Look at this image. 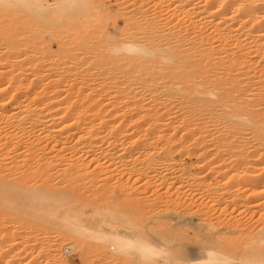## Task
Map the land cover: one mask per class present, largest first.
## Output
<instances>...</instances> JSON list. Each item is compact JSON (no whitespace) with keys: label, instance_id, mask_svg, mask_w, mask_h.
<instances>
[{"label":"bare ground","instance_id":"6f19581e","mask_svg":"<svg viewBox=\"0 0 264 264\" xmlns=\"http://www.w3.org/2000/svg\"><path fill=\"white\" fill-rule=\"evenodd\" d=\"M263 122L264 0H0V264H264Z\"/></svg>","mask_w":264,"mask_h":264},{"label":"rangeland","instance_id":"374dc122","mask_svg":"<svg viewBox=\"0 0 264 264\" xmlns=\"http://www.w3.org/2000/svg\"><path fill=\"white\" fill-rule=\"evenodd\" d=\"M118 23V22H117ZM108 24H106V25H104V28L106 27V28H108L107 30H109L110 28L107 26ZM113 31L112 32H109L108 31V34L110 35V36H112L113 38H115V37H117L118 35H117V33H118V28L116 27H114L113 29H112ZM115 32H117V33H115ZM115 33V34H114ZM116 35V36H115ZM119 37V36H118ZM117 37V38H118ZM244 42L246 41V42H248V43H250V40L249 39H245V40H243ZM51 47H53L52 46V44L50 45ZM247 88V85H244L243 86V88ZM248 88H249V86H248ZM244 92H245V90H243ZM248 94V92H247V90H246V95ZM259 107V106H258ZM255 108L253 107V110H254ZM257 109V108H256ZM262 109V107H260L258 110H261ZM241 110H242V108H241ZM242 112H244V111H242ZM261 120V119H260ZM256 121V120H255ZM257 121H259V119H257ZM256 121V122H257ZM264 123V122H263ZM245 134V135H244ZM239 138V140H237V141H239L238 143H240V146H239V149H238V152H240V153H238V155L239 154H243L244 156H242V161H241V159H240V165L241 166H243V167H239V168H243L244 170L243 171H247V173L246 172H243V173H245L246 175L247 174H250L251 175V173H258L260 170H261V168H262V165H263V158L261 157V159L263 160V161H261V159H258V157H256V156H251V155H255V152H254V146L252 145V143H251V141H250V138H249V136L247 135V133L246 132H242L241 131V133H240V137H238ZM237 138V139H238ZM242 140H244V141H242ZM245 142V143H244ZM250 142V143H249ZM242 143V144H241ZM250 144V145H249ZM244 148V149H243ZM242 152V153H241ZM252 152V153H251ZM251 153V154H250ZM188 156V155H187ZM186 155H179L178 157H177V160L178 161H180V162H182V163H185V162H188V161H190V160H192V157L191 156H188L187 157ZM186 157V158H185ZM239 157H241V155H239ZM256 157V160L258 159V161H255L253 158H255ZM259 157V158H260ZM176 158V157H175ZM176 160V159H175ZM252 160H254V161H252ZM246 161V162H245ZM260 161V162H259ZM242 162V163H241ZM252 163V165H251V163ZM249 166L251 167V168H249ZM253 166V167H252ZM255 167V168H254ZM250 171V172H249ZM254 173V174H255ZM249 175V176H250ZM245 176V175H244ZM248 176V175H247ZM161 189H159V190H157V191H160ZM143 193V192H142ZM142 193H140L141 194V196H140V199H141V197L143 196V195H146V193H148V192H144L143 194ZM139 194V195H140ZM132 195H128V196H119V197H117L116 199H117V201H122V200H124L125 198H129V197H131ZM143 197H145V196H143ZM149 197H150V195L147 197V199L149 200ZM151 197H152V195H151ZM120 199V200H119ZM146 198H145V200H147ZM147 200V201H148ZM97 201V200H96ZM95 201V202H96ZM150 201V200H149ZM148 201V202H149ZM97 203V202H96ZM29 231H30V233H31V231H32V234H33V236H32V234H30L29 233ZM28 231V233H27V238H28V240L30 241L31 239V237L33 238V237H37V236H39L40 235V233H37V230L36 231H34V230H32V229H30ZM30 234V235H29ZM29 235V236H28ZM31 244V243H30ZM30 244H29V246H30ZM80 245H82V248H83V251L81 252V255H80V253H78V251L77 250H74V251H71L70 249H68V247L65 245V243H61V244H59V245H57V247H56V249H57V251L60 253V255H61V257L64 259V261L66 262H64L63 264H82L81 262H82V260L85 258V256H87V259H88V257H89V259L87 260V261H85L86 263H89V264H118L115 260H112L111 258H108L106 255H105V253H103V251H104V248H103V246H101V245H97V246H95V248H91V247H93V245L91 246L90 244H89V242H84V241H82V242H80L79 243ZM88 245V246H87ZM90 246V247H89ZM99 248V252H98V248ZM101 247V248H100ZM26 249V251L24 250V253H23V255H21L20 257H18V259L16 260V263H23V264H43L42 262H41V258H43V256H44V254L43 255H41L42 257H40V256H38L37 254H35V251H34V249H35V245L34 244H32V246H30V247H28V248H25ZM88 249V250H87ZM91 249V250H90ZM90 250V251H89ZM95 250H96V252H95ZM88 251V252H87ZM87 252V253H86ZM93 252V253H92ZM105 252V251H104ZM89 253V254H88ZM98 253H100V254H98ZM83 255V256H82ZM85 255V256H84ZM80 256V257H79ZM92 259V260H91ZM94 260V261H93ZM115 262V263H114ZM86 263H84V264H86ZM120 263H122V262H120ZM119 263V264H120ZM123 264V263H122ZM124 264H136V259L135 258H133V259H130V260H128L127 262L125 261V263Z\"/></svg>","mask_w":264,"mask_h":264}]
</instances>
